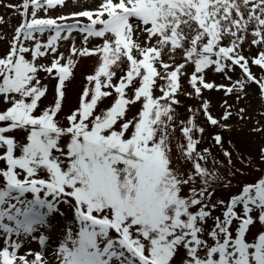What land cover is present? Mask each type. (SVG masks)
Here are the masks:
<instances>
[{
	"label": "snow or ice",
	"instance_id": "obj_1",
	"mask_svg": "<svg viewBox=\"0 0 264 264\" xmlns=\"http://www.w3.org/2000/svg\"><path fill=\"white\" fill-rule=\"evenodd\" d=\"M0 8V264H264V0Z\"/></svg>",
	"mask_w": 264,
	"mask_h": 264
},
{
	"label": "rangeland",
	"instance_id": "obj_2",
	"mask_svg": "<svg viewBox=\"0 0 264 264\" xmlns=\"http://www.w3.org/2000/svg\"><path fill=\"white\" fill-rule=\"evenodd\" d=\"M0 15H3L4 18H5V20H9V19H10V24H9V26H8V30H9V31H10V29H11V26H12V25H15V24L18 22V19H19V17L12 16L11 13H6L5 10H4L3 8H0ZM3 27H4L3 25H0V28H3ZM4 48H5V44H4L2 41H0V52H3ZM88 66H89L88 62L85 61V62L81 65V71H85V70H87ZM182 99H183V98H182ZM218 99H219V97H218L217 95H213V96H212V100H213V103H214V104H216V102H217ZM185 102L187 103L188 101H185ZM222 194H223V193H222ZM52 243H53L52 241H49V242H48V247H47V251H48V253H51V251H52ZM31 246H32L33 248H38V247H39V245H38L37 242H32Z\"/></svg>",
	"mask_w": 264,
	"mask_h": 264
},
{
	"label": "bare ground",
	"instance_id": "obj_3",
	"mask_svg": "<svg viewBox=\"0 0 264 264\" xmlns=\"http://www.w3.org/2000/svg\"><path fill=\"white\" fill-rule=\"evenodd\" d=\"M86 2H87V0H86Z\"/></svg>",
	"mask_w": 264,
	"mask_h": 264
}]
</instances>
